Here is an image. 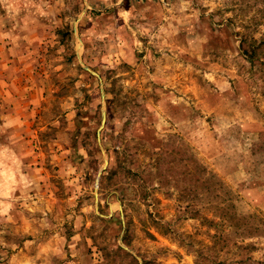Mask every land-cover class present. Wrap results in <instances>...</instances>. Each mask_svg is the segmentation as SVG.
Returning <instances> with one entry per match:
<instances>
[{"label":"rangeland","instance_id":"obj_1","mask_svg":"<svg viewBox=\"0 0 264 264\" xmlns=\"http://www.w3.org/2000/svg\"><path fill=\"white\" fill-rule=\"evenodd\" d=\"M0 264H264V0H0Z\"/></svg>","mask_w":264,"mask_h":264}]
</instances>
